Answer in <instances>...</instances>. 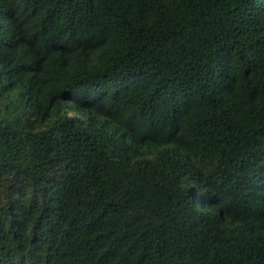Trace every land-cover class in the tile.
Here are the masks:
<instances>
[{
    "label": "trees",
    "instance_id": "1",
    "mask_svg": "<svg viewBox=\"0 0 264 264\" xmlns=\"http://www.w3.org/2000/svg\"><path fill=\"white\" fill-rule=\"evenodd\" d=\"M0 264H264V0H0Z\"/></svg>",
    "mask_w": 264,
    "mask_h": 264
}]
</instances>
